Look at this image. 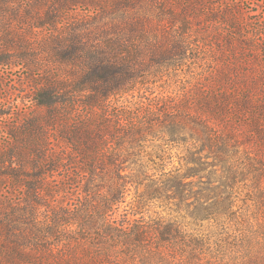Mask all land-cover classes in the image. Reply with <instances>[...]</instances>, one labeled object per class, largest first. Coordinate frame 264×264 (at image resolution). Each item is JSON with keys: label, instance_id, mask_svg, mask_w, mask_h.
Instances as JSON below:
<instances>
[{"label": "trees", "instance_id": "16d2710c", "mask_svg": "<svg viewBox=\"0 0 264 264\" xmlns=\"http://www.w3.org/2000/svg\"><path fill=\"white\" fill-rule=\"evenodd\" d=\"M241 1L0 0V92L30 90L0 93V264H264L240 254L264 209V0Z\"/></svg>", "mask_w": 264, "mask_h": 264}, {"label": "rangeland", "instance_id": "374dc122", "mask_svg": "<svg viewBox=\"0 0 264 264\" xmlns=\"http://www.w3.org/2000/svg\"><path fill=\"white\" fill-rule=\"evenodd\" d=\"M258 1L259 0H242L241 3L243 4L244 8H246V10L252 11L258 7ZM263 5H264V3H263ZM251 13H254V12L252 11ZM85 14H87L85 10L78 9L76 12H73L71 16L76 20V19H82V17H84ZM42 33H46V31H43ZM42 33H41V35H42ZM181 72L183 75L188 76L187 73H183V72H187L186 68L183 69V71H181ZM20 76L21 75L18 72V69H14L12 77L19 79ZM27 84H28V81H25V83L23 85V82H22V84H20L19 80L12 81L7 76L5 87H6L7 91L8 90L9 91L6 92L5 90H1V92H0L1 96H4V95L9 96L10 95V96H12L13 99L14 98L19 99L24 94L29 95L27 93L30 92V90L27 87ZM179 85H181V77H179L177 75H173L170 72L163 79H160L159 81L155 82L154 84H151L150 87L148 88V90H146L145 94L149 95V96L157 95V94H160L161 91H163L165 89L164 87H166L165 91H167L166 93L170 95L173 88L177 87V89H178ZM167 88H168V90H167ZM133 194H134V192H131V194L128 196V200L132 199ZM155 209L158 210L159 212H162L165 215H167L170 212V213H172V215H174V216L178 215V216H180V218H182L184 220L190 219V216L189 217L187 216L188 210H183V211L175 210L174 211L172 209L166 208L165 206H162L161 204H158ZM263 211H264V209H261L259 211V213L256 214L255 217L252 219L251 224L247 226V228H248V230H250V232L257 231V234L259 236H258V238L254 237L253 239L249 240L247 242L246 246H244L241 249L240 254H241L242 258L244 256V259H246L247 255H250L252 259H258L259 257H264V212ZM184 215H185V217H184ZM231 252L233 253V251H231ZM220 256L222 258V253H220Z\"/></svg>", "mask_w": 264, "mask_h": 264}]
</instances>
